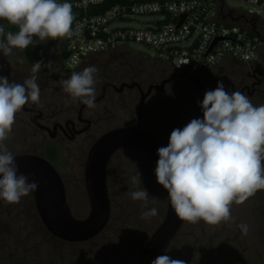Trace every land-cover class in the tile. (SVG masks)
<instances>
[{
    "label": "clouds",
    "instance_id": "1",
    "mask_svg": "<svg viewBox=\"0 0 264 264\" xmlns=\"http://www.w3.org/2000/svg\"><path fill=\"white\" fill-rule=\"evenodd\" d=\"M74 19L68 2L0 0V20L19 29L0 39V52L7 56L13 49L25 50L33 44V37L40 41L71 37ZM0 36H4L3 27ZM42 67L55 71L51 62L44 65L38 61L23 83L0 76V199L9 204L19 203L39 187L38 182H29L24 174H18L15 157L4 142L12 132L16 114L29 102L39 104L36 74ZM97 72L95 66L73 71L60 81L63 91L72 101L79 99L94 107ZM200 107L203 119H192L183 129H174L168 145L157 150L155 176L167 190L171 208L181 221L219 225L232 220L233 203L243 204L264 190V105L254 106L240 91L227 92L223 82L218 81L214 90L204 94ZM131 182L140 185L141 174L132 176ZM127 194L133 201H143L147 208L149 193L145 187ZM157 214L153 207L142 212L141 219ZM238 227L247 235L248 225ZM152 264L186 262L160 255Z\"/></svg>",
    "mask_w": 264,
    "mask_h": 264
},
{
    "label": "rangeland",
    "instance_id": "2",
    "mask_svg": "<svg viewBox=\"0 0 264 264\" xmlns=\"http://www.w3.org/2000/svg\"><path fill=\"white\" fill-rule=\"evenodd\" d=\"M71 1L73 0H58L60 3ZM227 4L230 8L239 12L252 10L253 12L258 13L261 19V22H259V28L264 30V8L255 3L242 0H227ZM212 13H216V8L213 9ZM157 18L158 17L153 15H144L127 22L116 21L112 27L129 25L144 27L146 24L152 23V21ZM13 26L14 25L9 24L7 21L0 20V27L4 28V32ZM38 46L40 50L37 54L43 57V61L45 56L62 52L64 43L58 40L55 41L49 39L46 41H39ZM128 46H125L126 50L129 48L141 52L144 58L148 60V65H146L147 72L142 81L144 82V80L148 78L149 73H153L152 76L155 80L148 81V84L141 86L144 90H147L152 83H160L161 79L168 75L164 74L165 71L158 72V70L165 69L163 66L157 67L154 65L155 60L150 57V55L154 56V50L150 46L142 42H130ZM120 49L122 50L124 47ZM110 53L113 52L105 54ZM262 53H264V47L261 51V54ZM20 55L21 53L17 49H13L11 54L5 57L17 60L20 58ZM0 56H4L2 52H0ZM231 64L233 63L229 60L221 65L220 68L230 67L232 66ZM113 68H115V65L108 69ZM218 69L219 67L212 70L213 73L212 71L210 72L212 74L215 73L216 75ZM114 71H110V73H113ZM226 73H228V70ZM163 74L164 76H161ZM217 75L221 76V80L226 78L224 71ZM198 76L200 80L208 78L206 73L199 74ZM182 86H185L183 81L177 80L167 87L168 91L172 93L174 88ZM100 87L101 86H96V88ZM159 94L161 93L154 91L147 98L144 112L145 122L149 127L155 125L158 128V124L165 127V131L168 133L166 137L168 145L171 132L177 128L183 129L185 116L178 115L174 108L166 115L167 118H165L163 110L159 105ZM200 96L201 92L196 95V99L199 102ZM139 99L140 93L137 88H126L124 92L117 94L115 104L109 107L110 114L113 116L112 119L110 121H98L92 126L90 131L79 137L77 143H79L80 147L73 161L75 164L73 165L70 161V165L66 167L55 165L61 176H63L66 185L68 203L74 216L77 218H84L90 212V203L84 183V168L87 153L91 145H93L102 134L110 129L121 126H135L137 122ZM94 109L96 111L99 110L98 112H102L104 116H106L108 106H106L105 103H102ZM200 110L202 112L201 107L199 108V111ZM188 113L189 112H187V114ZM187 114L185 115L187 116ZM88 115L91 116L92 112H89ZM147 128L144 126L145 130H147ZM18 135L19 134H15L14 136L18 138ZM37 139L41 140L42 138L38 135ZM69 145L71 146V143ZM7 148L9 147L7 146ZM127 148L131 147L119 150L112 158L113 161L110 169L111 174L109 177L110 187L108 186V188L112 203L111 217L114 216V218L110 219L104 232H102L97 238L88 242L70 243L57 238V240L47 239L42 248L43 253L39 256L36 264H138L139 255L142 250V239L145 233L143 229L145 226H140V224L136 225L132 219H128L130 215L124 208V203L130 189L131 177L133 176L131 174L137 170V167L146 165L147 161L141 156L142 154L140 152ZM29 150H35L36 153H40L38 146L33 145V147H27L21 142H18L17 146L9 151L12 154H15L31 152ZM134 187L135 185H133L132 188ZM260 204V202L257 203L252 197L243 204L233 203L231 206L232 220L229 222H221L219 225H207L203 221L196 224L187 222L181 235L177 238L166 255L170 256L172 259L184 260L186 264H209L208 261H221V259L222 261L220 264H234V261L241 260V257L242 259H245L247 264H251L253 261L257 263L256 258L258 254H260L259 251L263 250L264 245V235H260L261 222L259 217L260 211L258 209ZM6 209H8L7 203L2 207L0 216L3 215ZM240 224L248 225L247 235H244L242 230L238 227ZM212 257L214 258L212 259Z\"/></svg>",
    "mask_w": 264,
    "mask_h": 264
},
{
    "label": "built area",
    "instance_id": "3",
    "mask_svg": "<svg viewBox=\"0 0 264 264\" xmlns=\"http://www.w3.org/2000/svg\"><path fill=\"white\" fill-rule=\"evenodd\" d=\"M242 1L264 8V0ZM107 2H69L75 17L73 35L67 37L65 69L69 73L78 71L92 56L117 51L130 42L145 43L154 50L151 58L189 76L205 74L229 60L252 64L263 49L259 14L232 9L227 0H127L100 11ZM144 15L158 18L144 27H112L116 21Z\"/></svg>",
    "mask_w": 264,
    "mask_h": 264
},
{
    "label": "trees",
    "instance_id": "4",
    "mask_svg": "<svg viewBox=\"0 0 264 264\" xmlns=\"http://www.w3.org/2000/svg\"><path fill=\"white\" fill-rule=\"evenodd\" d=\"M125 1L127 0H108V2L104 6H100L98 9L100 11H104L113 4ZM18 30L19 29L17 26H13L12 28L4 32V36H0V39L6 38L7 32L11 31L15 33ZM57 40L63 43H67V37L58 38ZM39 41V38L33 37V44L23 51H25V53L27 54L37 55L40 50L38 46ZM231 63L233 64H231L232 66L230 67H223L224 69L222 67L219 68L217 70L218 72L216 71V75L215 73L212 74L213 71L212 73H209V71L206 70L205 72H207L206 74L208 75V78L204 80L201 79L202 83L208 86L210 90H214L217 87L214 84H217L218 81H222L224 85L229 86V84L231 83V78L242 70L240 68V62L231 61ZM113 65H115V68L108 69L110 67L112 68ZM146 65H148V60L144 58L141 52H137L129 48L126 50L124 47V49H120L110 54L92 56L89 61L86 62L78 71H82L85 67L88 66H95L98 69V72L96 73L95 88L96 86H103V84L107 80L117 83L137 82L140 86H145L146 84H148V81L150 82L151 80H155L152 76L153 73L151 72L148 74V78L144 80V82L142 81L147 72ZM154 65L157 67L163 66L165 70L161 69L158 70V72L165 71V75H170L174 72L170 66L157 60H155ZM227 70L228 73H226ZM110 71L114 72L110 73ZM223 71L225 72L226 78L221 80V76L217 74L223 73ZM71 74L72 73L65 74L64 79L69 78ZM164 74L161 76H164ZM179 80L183 81L185 86L174 88L172 93L168 91L167 87L164 93L159 94V105L163 110L165 118H167L166 115L169 114L174 108L176 109L178 115H182L183 117L185 116V127L192 119H203V113L201 112V110L199 111L200 102L196 99V95H198L199 92L196 86L186 79ZM226 86H224L225 90L227 92H230L231 90H229V88ZM254 104L255 106L264 105V90L262 91L260 96L255 98ZM187 112L189 113L187 114ZM185 114H187V116ZM143 126H146V128L148 127L146 131L150 135L158 139L164 147L167 146L166 137L168 133L167 131H165V127L160 126L159 124L158 128L155 125H151V127H149L148 124L145 122V116ZM127 149L140 152L142 154L141 156L144 157L147 161L146 165L137 167V170L133 174H131L134 176L137 175V173L139 172L141 174L142 183L132 188L133 184L131 182L129 189V192L135 191L137 190V188L145 187L147 189L149 193V203L147 208L143 206V201H133L128 194L126 196L127 199L124 203V208L130 215L128 219H132V221L136 225L140 224V226H145L143 229V231L145 232L142 239L143 243L141 245V247L143 248L150 234L153 232V230L157 227V225L164 217L167 203V194L166 190L160 184L157 183L155 176L156 166L152 162V160L138 148L131 147ZM44 157L51 162L56 161L60 158V156L58 155L57 148L51 144L48 145V147L46 148ZM112 161L113 159L109 163L107 172L108 186L110 181L109 177L111 174L110 169ZM252 198L255 199L257 203H261L258 207L260 211L259 217L261 222L260 235H264V190L258 191L255 196H252ZM6 203L7 202L5 201L2 202V204L0 205V212L4 204ZM7 204L8 209H6L3 215L0 216V264H36V261L39 259V256L43 253L42 248L44 247L47 239H57L47 231V229L41 222L31 193L28 196L22 197L19 203ZM153 207L158 210V214L146 220L141 219V213L144 211H148ZM113 218L114 216L111 217V219ZM186 225L187 222L185 221L182 230L174 239L172 245L181 235V232L183 231ZM172 245L170 246V248L172 247ZM168 251L165 253V255L168 253ZM259 252L260 254H258L256 258L257 263L253 261V263L251 264H264V245L263 250ZM213 258L214 257H212V259ZM221 261L212 260L208 262L209 264H220ZM234 264L247 263L245 262V259H242L241 257V260L239 259L234 261Z\"/></svg>",
    "mask_w": 264,
    "mask_h": 264
},
{
    "label": "water",
    "instance_id": "5",
    "mask_svg": "<svg viewBox=\"0 0 264 264\" xmlns=\"http://www.w3.org/2000/svg\"><path fill=\"white\" fill-rule=\"evenodd\" d=\"M68 56L69 53L65 56V60ZM177 76L188 78L204 90L201 96L202 103L204 94L208 91L207 88L202 85L199 78L184 73L173 72L169 78L161 83L151 84L147 90H144L137 82L124 83L116 87L120 92L125 88L137 87L140 90L137 122L135 126H121L108 130L91 146L84 168V183L90 203V212L85 218L74 216L68 203L65 182L58 169L48 159L37 153L14 155L18 174H24L29 182L36 181L39 184L38 189L31 194L40 220L51 235L62 241L78 243L90 241L104 232L112 213L107 177L108 166L119 150L126 147L139 148L157 166L159 159L157 150L164 146L144 129L145 105L152 92L163 93L166 85ZM37 118L34 121L42 127ZM90 124L88 122L85 130L90 127ZM166 194L164 217L145 242L138 264H152L155 258L165 255L185 224V221H181L171 208L167 190ZM3 201L0 199V205Z\"/></svg>",
    "mask_w": 264,
    "mask_h": 264
},
{
    "label": "flooded vegetation",
    "instance_id": "6",
    "mask_svg": "<svg viewBox=\"0 0 264 264\" xmlns=\"http://www.w3.org/2000/svg\"><path fill=\"white\" fill-rule=\"evenodd\" d=\"M66 44L67 43L64 42L63 51L59 54L54 53L53 55L45 56L43 64L47 65L51 62L55 71H50L47 67H42L41 71L36 74L37 83L40 86V102L39 104L29 102L20 112L16 114V120L13 125L12 132L8 136V139L4 142L6 146L9 147L8 150L17 146L18 142H21L27 147H33V145L38 146L40 149L39 154L42 156H44L48 145L51 144L57 148L60 158L56 161L50 162L54 166L58 165L61 167H66L70 165L71 162L73 165L75 164L73 161L80 147L77 141H79L78 139L81 135L90 131L92 126L98 121H110L112 119L113 116L110 114L109 107L115 104L117 94L124 92H120L116 87H119L124 83H129H117L107 80L103 86L95 88L96 101H94L95 106L91 108L83 104L79 99L72 101L69 94L63 91V86L60 83V81L64 79L65 74L69 73L65 69V56L68 54ZM17 50L21 53L20 58L17 60H13L9 57L7 58L4 54V56H0V76L7 77L10 82L14 81L17 83H23L26 78H29L32 75V65L38 61H42L43 57L38 54H27L21 49ZM240 68L242 70L235 74L230 80L231 83L228 88L231 91L229 93L240 91L248 96L255 106V98L260 96L264 90V53H260L258 58L252 64H244L240 62ZM171 75L172 74L166 75L163 79H161L160 83L169 78ZM192 77L199 78V76ZM179 79H186L192 83L184 76H177L166 85L165 90L168 85ZM194 85L198 89V92H201L202 96L204 90L199 88L196 84ZM214 85L217 86V84ZM204 86L208 91H210L208 86ZM138 91L140 93L139 89ZM99 97L102 98L97 100ZM102 103H105L106 106H108L106 116H104L102 112H98L99 110L96 111L94 109ZM89 112H92L91 116L88 115ZM37 116L39 117L37 118ZM35 118H37V121L42 125V127L34 121ZM87 121L91 124L90 127L85 130L88 126ZM15 134H19L18 138L14 136ZM38 135L42 138L41 140L37 139ZM70 143L71 146L69 145ZM29 151L31 152L15 153L13 155L36 153L35 150Z\"/></svg>",
    "mask_w": 264,
    "mask_h": 264
}]
</instances>
